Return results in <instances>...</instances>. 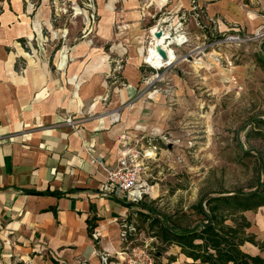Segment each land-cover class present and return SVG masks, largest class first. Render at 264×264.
<instances>
[{
	"label": "rangeland",
	"instance_id": "rangeland-1",
	"mask_svg": "<svg viewBox=\"0 0 264 264\" xmlns=\"http://www.w3.org/2000/svg\"><path fill=\"white\" fill-rule=\"evenodd\" d=\"M0 5V50L20 53L19 69L52 47L54 61L64 58L63 65L68 51L99 47L103 54L90 66H103L111 86L128 88L126 74L130 81L137 75L116 110L127 121L128 148L146 184L140 201L194 226L203 220L195 208L203 197L249 191L264 178V0H7ZM157 28L164 35L158 43ZM157 45L168 55L158 53L159 69L145 61ZM114 90L102 99V112ZM139 211L134 206L122 221L126 236L119 260L110 259L191 264L180 247L155 236L160 229L151 224L154 214ZM246 215L251 232L263 241L264 207ZM244 249L264 256L252 244Z\"/></svg>",
	"mask_w": 264,
	"mask_h": 264
},
{
	"label": "crops",
	"instance_id": "crops-1",
	"mask_svg": "<svg viewBox=\"0 0 264 264\" xmlns=\"http://www.w3.org/2000/svg\"><path fill=\"white\" fill-rule=\"evenodd\" d=\"M93 49L68 51L60 66L52 47L21 69L20 53L0 50V264H104L101 253L118 263L122 221L137 205L101 186L128 127L116 109L134 85L126 74L128 88L111 86L90 66L103 54Z\"/></svg>",
	"mask_w": 264,
	"mask_h": 264
},
{
	"label": "trees",
	"instance_id": "trees-1",
	"mask_svg": "<svg viewBox=\"0 0 264 264\" xmlns=\"http://www.w3.org/2000/svg\"><path fill=\"white\" fill-rule=\"evenodd\" d=\"M2 12L0 5V15ZM260 163L264 167V159H260ZM134 204L141 214H145L143 211L154 214L151 224H158L160 229L155 236L166 244L180 247V253L191 259V264H264V256L244 249L246 244H252L264 250V240H258L251 232L252 223L246 215L248 211L264 207V178L258 179L249 191L222 190L203 197L195 205L203 220L194 226H185L174 215L162 214L145 202L136 201ZM88 223L91 232L93 219Z\"/></svg>",
	"mask_w": 264,
	"mask_h": 264
},
{
	"label": "built area",
	"instance_id": "built-area-1",
	"mask_svg": "<svg viewBox=\"0 0 264 264\" xmlns=\"http://www.w3.org/2000/svg\"><path fill=\"white\" fill-rule=\"evenodd\" d=\"M66 122L74 127L77 123L72 117H67ZM121 151L118 158V163L115 167L106 169V179L101 186V194L108 197L123 198L127 201H140L145 197L146 184L141 181L140 169L134 161V153L128 145L132 141L130 132H125L121 136ZM126 224H122L121 237L126 236ZM107 264L108 255L102 257Z\"/></svg>",
	"mask_w": 264,
	"mask_h": 264
},
{
	"label": "bare ground",
	"instance_id": "bare-ground-1",
	"mask_svg": "<svg viewBox=\"0 0 264 264\" xmlns=\"http://www.w3.org/2000/svg\"><path fill=\"white\" fill-rule=\"evenodd\" d=\"M158 30H159V28L156 29L155 34H154V38H153V40H155L157 43L159 41H161V39L164 38V35H162L161 38L157 37L156 33L158 32ZM160 48H163V47L157 45L154 49L149 50L150 54L147 53L148 55L145 57L146 63H149L152 67H155L157 69H159L163 66V62H162V60H160V56L159 57L157 56ZM147 52H148V50H147ZM63 57H64V55H63ZM61 59H62V61L60 63V66H62L63 62H64V58H61ZM131 80L133 83L135 82L134 78H132ZM147 154H153V153L149 152Z\"/></svg>",
	"mask_w": 264,
	"mask_h": 264
},
{
	"label": "water",
	"instance_id": "water-1",
	"mask_svg": "<svg viewBox=\"0 0 264 264\" xmlns=\"http://www.w3.org/2000/svg\"><path fill=\"white\" fill-rule=\"evenodd\" d=\"M163 34V31L162 30H159L156 35L157 37H161ZM159 54L163 57V58H168V55H167V52L165 51V49L163 48H160L159 49Z\"/></svg>",
	"mask_w": 264,
	"mask_h": 264
}]
</instances>
